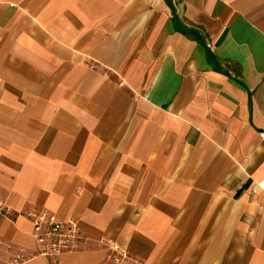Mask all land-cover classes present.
<instances>
[{
  "label": "crops",
  "instance_id": "0c3cea01",
  "mask_svg": "<svg viewBox=\"0 0 264 264\" xmlns=\"http://www.w3.org/2000/svg\"><path fill=\"white\" fill-rule=\"evenodd\" d=\"M261 129L264 0H0V264H264Z\"/></svg>",
  "mask_w": 264,
  "mask_h": 264
},
{
  "label": "built area",
  "instance_id": "2783aa9c",
  "mask_svg": "<svg viewBox=\"0 0 264 264\" xmlns=\"http://www.w3.org/2000/svg\"><path fill=\"white\" fill-rule=\"evenodd\" d=\"M207 46L211 45L207 43ZM258 133L261 141L264 142V129ZM9 212L10 207L0 200V213L7 215ZM23 214L32 219L34 236L41 244L34 255H41L46 264H62L61 254L73 249L72 246L77 239L76 223L73 220L62 221L46 209H33L24 211ZM31 256L33 255L27 257L17 252L10 258L9 264H19ZM121 256L120 253L111 254L104 264H119Z\"/></svg>",
  "mask_w": 264,
  "mask_h": 264
}]
</instances>
